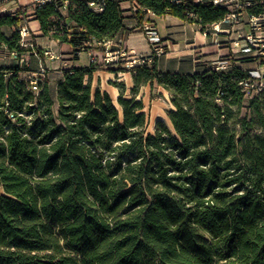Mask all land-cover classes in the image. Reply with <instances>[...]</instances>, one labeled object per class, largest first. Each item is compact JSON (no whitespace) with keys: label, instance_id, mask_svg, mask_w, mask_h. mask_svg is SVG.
I'll list each match as a JSON object with an SVG mask.
<instances>
[{"label":"trees","instance_id":"obj_1","mask_svg":"<svg viewBox=\"0 0 264 264\" xmlns=\"http://www.w3.org/2000/svg\"><path fill=\"white\" fill-rule=\"evenodd\" d=\"M122 1L1 15L0 51L30 50L18 32L30 14L74 60L105 50L94 41L123 46ZM130 1L141 29L153 23L149 12L170 13L211 33L228 10L211 1ZM146 57L124 70L134 86L131 97L122 86L119 106L86 82L102 64L65 67L54 87L41 60L34 69L0 64V264H264V87L244 89L257 58L229 52L225 69L213 61L185 73ZM147 84L169 91L173 105L170 124L158 120L154 132L137 99Z\"/></svg>","mask_w":264,"mask_h":264},{"label":"built area","instance_id":"obj_2","mask_svg":"<svg viewBox=\"0 0 264 264\" xmlns=\"http://www.w3.org/2000/svg\"><path fill=\"white\" fill-rule=\"evenodd\" d=\"M174 3H181L183 0H171ZM196 3L211 1L215 5H224L228 8L225 16L220 22L212 24L211 33L204 31L205 35L212 36L215 44H220L219 35L224 33L222 25L226 24L230 27L240 26V30H226L233 38L229 37L227 40L231 42L232 53H244L257 58V66L250 69L251 77L244 82V89L249 95L257 93L264 87V0H194ZM51 3L66 9L69 0H29L25 5H19L18 0H0V16L4 14L15 15L19 9L23 8H41L42 6ZM90 4L98 10H102L101 4L97 5L94 1ZM190 16H195L193 12ZM147 40L151 46V53L154 55H161L163 47L161 45L162 37L157 28L152 22H145L142 26ZM20 43L22 46H29L28 38L30 36V29L26 24H22L19 29ZM95 45L105 47L104 51L90 49L87 54L89 62L99 63L105 67H112L119 70H130L136 65L143 64L150 61L146 55H137L135 53L129 54L127 50L120 46L119 50H112V45L118 44L113 40L94 41ZM120 45V44H118ZM6 47V45H4ZM44 54L49 60L61 59V54L54 48L47 46L44 49ZM8 55H14L18 58L22 65L27 63L23 54L14 50L8 52ZM217 69H225L229 66L228 60H215L213 62ZM44 67L41 65L39 72L35 73L31 78V84L35 91L39 90V82L43 81Z\"/></svg>","mask_w":264,"mask_h":264},{"label":"crops","instance_id":"obj_3","mask_svg":"<svg viewBox=\"0 0 264 264\" xmlns=\"http://www.w3.org/2000/svg\"><path fill=\"white\" fill-rule=\"evenodd\" d=\"M28 2L29 0H18L19 5H25ZM121 7L124 10V14L127 16L125 19V26L129 29L127 35L123 39V46L121 47L127 50L129 54L135 53L137 55H149L151 53L150 44L147 41L144 31L138 25L137 19L134 17V12L136 10L135 4L130 0H123L121 2ZM148 16L151 17L153 24L157 28L159 34L164 40V45L166 46L165 53L156 58L160 70L192 73L200 68V64L206 62L211 63L218 58V49H211L212 45L210 44L213 40H210L212 39V36L209 37V40V38L205 37L203 32L195 24L189 23L170 13L156 15L149 12ZM35 23L37 24L36 21ZM222 27L225 31L219 35L221 43L218 44V47H221L223 50L227 49V53H225V55H227L231 52V42H228L227 40L229 37L233 38L234 33L231 36L226 30H240L241 28L240 26L230 27L226 24H223ZM53 44L56 46H66V44L59 45L57 41L51 39L46 47L52 46ZM210 52H214L213 55L215 57H208ZM233 55L235 57L239 56L237 54ZM61 58H64L62 54ZM45 60L49 61V58H46ZM67 62L70 63L66 64ZM59 63L60 65L53 66L55 69H58L56 72L59 73L55 85L62 77L63 68L77 65L72 58H69L67 61L60 60ZM256 66L257 63L255 61L247 63V67H250L251 69ZM114 81H118L120 84L123 83L125 85V94H128L129 92L131 93V89L134 86L133 74L131 71H117L114 68H104L95 71L91 77L86 78V82L91 84L93 91L100 88L102 91L108 92L113 100L117 99L122 92L117 85L113 84ZM145 89H149L150 91H163L170 96L169 91L164 87L157 86L152 88L150 84H147L140 88L137 99H143V91ZM131 96L132 93L129 97Z\"/></svg>","mask_w":264,"mask_h":264},{"label":"rangeland","instance_id":"obj_4","mask_svg":"<svg viewBox=\"0 0 264 264\" xmlns=\"http://www.w3.org/2000/svg\"><path fill=\"white\" fill-rule=\"evenodd\" d=\"M31 10V9H30ZM31 13V12H29ZM26 25L28 26V28L30 29V36L28 38V43L30 44V50L26 51V53L24 54V58L26 60V62L28 63L29 67L31 69H34L36 66V60H41L45 63V67L46 70L48 72L47 77L51 80V84L53 85V87L55 86L56 83V79L58 78V72H56L58 69H55L53 66L55 65H60L59 61L60 60H69V58H72V54H70L69 51H71V49L69 48V45L67 44L66 46H56L55 44H53L52 48H54L56 51L60 52L64 58L58 60H45L46 58H48L47 56H45L44 53H42V51H44L46 45L50 42V40L52 39L49 36H45L42 35L41 30L38 27V24L35 23L33 15H29L25 21ZM8 31V29H7ZM145 34V33H144ZM204 34V33H203ZM161 36V35H160ZM205 37L209 38L210 35H205ZM147 38V37H146ZM162 39V38H161ZM210 40V38H209ZM213 39H211L210 41H212ZM148 41V40H147ZM149 43V42H148ZM161 45L163 47V51L166 50V46L164 45V40L162 39L161 41ZM212 45L211 49L215 50L218 49L217 53H218V58H216V60L222 59V56L225 55V53H227V49L223 50L221 49V47H218V44H215L213 41L211 42ZM151 47V46H150ZM214 52H210L208 55V57H215ZM68 57V58H66ZM77 65H87L89 63V57L86 51H83L81 53V55L79 56L78 59L75 60ZM14 63H18L19 64V60L16 56L14 55H8V52L6 51H0V64H6V65H12ZM70 62H67L66 64H69ZM62 65V64H61ZM104 67V66H103ZM105 69L107 67H104ZM103 68V69H104ZM112 68V67H111ZM116 70V68H114ZM117 71H124V69L119 70V68L117 69ZM114 85H117L120 89L122 88V84H120V82L118 81H114L113 82ZM121 86V87H120ZM123 86L125 87V85L123 84ZM123 87V89H124ZM129 95H131V93L129 92L128 94H125L124 91V96L125 97H129ZM144 103H145V111L148 115V125H147V131L149 132H154L155 130V126L158 120H162L164 122H166L167 124H170V120L169 117L167 115V111L169 109H171V107L173 106L172 103L170 102V96L163 91H150L149 89H145L143 91V97H142ZM114 102L117 106H119L117 99H114ZM1 191V189H0Z\"/></svg>","mask_w":264,"mask_h":264},{"label":"water","instance_id":"obj_5","mask_svg":"<svg viewBox=\"0 0 264 264\" xmlns=\"http://www.w3.org/2000/svg\"><path fill=\"white\" fill-rule=\"evenodd\" d=\"M119 49H120V45L118 44L112 45V50H119Z\"/></svg>","mask_w":264,"mask_h":264}]
</instances>
